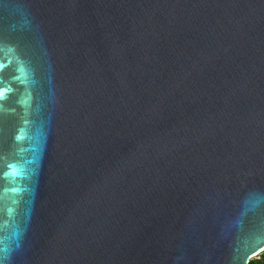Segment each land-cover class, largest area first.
Wrapping results in <instances>:
<instances>
[{
    "label": "water",
    "instance_id": "95a60500",
    "mask_svg": "<svg viewBox=\"0 0 264 264\" xmlns=\"http://www.w3.org/2000/svg\"><path fill=\"white\" fill-rule=\"evenodd\" d=\"M262 251L264 0H0L2 264Z\"/></svg>",
    "mask_w": 264,
    "mask_h": 264
},
{
    "label": "trees",
    "instance_id": "16d2710c",
    "mask_svg": "<svg viewBox=\"0 0 264 264\" xmlns=\"http://www.w3.org/2000/svg\"><path fill=\"white\" fill-rule=\"evenodd\" d=\"M248 264H264V251H262L258 256L252 257Z\"/></svg>",
    "mask_w": 264,
    "mask_h": 264
},
{
    "label": "rangeland",
    "instance_id": "374dc122",
    "mask_svg": "<svg viewBox=\"0 0 264 264\" xmlns=\"http://www.w3.org/2000/svg\"><path fill=\"white\" fill-rule=\"evenodd\" d=\"M260 253H261V252H260ZM260 253H258L256 256H258ZM256 256H255V257H256Z\"/></svg>",
    "mask_w": 264,
    "mask_h": 264
},
{
    "label": "snow or ice",
    "instance_id": "6c2138e0",
    "mask_svg": "<svg viewBox=\"0 0 264 264\" xmlns=\"http://www.w3.org/2000/svg\"><path fill=\"white\" fill-rule=\"evenodd\" d=\"M0 264H2V262H0Z\"/></svg>",
    "mask_w": 264,
    "mask_h": 264
}]
</instances>
